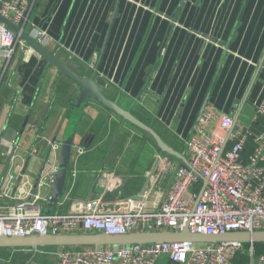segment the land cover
Segmentation results:
<instances>
[{
    "label": "crops",
    "instance_id": "1",
    "mask_svg": "<svg viewBox=\"0 0 264 264\" xmlns=\"http://www.w3.org/2000/svg\"><path fill=\"white\" fill-rule=\"evenodd\" d=\"M33 23L47 30L49 51L82 77L95 75L107 98L186 159V140L199 136L197 122L209 106L206 136L220 115H230L245 135L243 161L254 152L264 131V119L256 118L264 103V0H38ZM80 90L27 42L17 46L0 80V212L27 201L43 213H68L102 195L111 210L129 199L149 210L159 206L185 161L94 98L77 128L62 197L49 203L53 184L41 171L59 161L58 152L49 154L51 144L62 141ZM65 247L0 250L16 256L13 264L28 255L56 264ZM76 247L88 256L98 249ZM156 264L179 263L163 256Z\"/></svg>",
    "mask_w": 264,
    "mask_h": 264
},
{
    "label": "built area",
    "instance_id": "2",
    "mask_svg": "<svg viewBox=\"0 0 264 264\" xmlns=\"http://www.w3.org/2000/svg\"><path fill=\"white\" fill-rule=\"evenodd\" d=\"M37 4L38 0H0V15L22 29L30 24V35L46 48L50 41L47 30L33 23ZM24 42L20 33L0 19V80L12 64L17 46ZM213 113L214 108L209 106L199 117V136L186 140L189 158L178 167L156 209H147L141 199H129V206L125 200L117 210H111L107 208L111 203L102 195L85 201L78 210L47 214L30 208L27 201H20L0 212V235L92 231L126 234L134 230L182 231L186 227L192 233L204 234L264 230V131L255 136L254 152L245 162V135L241 127L232 129V116L220 115L218 126L206 136ZM261 117L264 119V103L257 108L256 118ZM51 149L60 153L61 142H52ZM47 162L44 181L53 184L59 161L54 166ZM115 182V176L108 179L106 191ZM34 198L37 201L40 197ZM255 246L238 242H161L133 244L117 250L104 246L91 256L76 246H66L58 253L56 264H156L163 256L179 264H240L232 259L241 252L250 255L249 262L244 264H264V252L257 254Z\"/></svg>",
    "mask_w": 264,
    "mask_h": 264
},
{
    "label": "water",
    "instance_id": "3",
    "mask_svg": "<svg viewBox=\"0 0 264 264\" xmlns=\"http://www.w3.org/2000/svg\"><path fill=\"white\" fill-rule=\"evenodd\" d=\"M3 20L11 29L20 33L21 38L25 40L30 46L37 50L40 54L45 56L49 62L58 66V68L69 75L75 82H77L81 90L76 101L72 107V114L66 125L65 133L61 141V150L59 153V163L55 179L52 185V190L49 197V203L56 205L62 197L65 182L67 179L69 165L71 162L73 149L75 145V135L78 125L84 113V108L87 102L94 98L101 102L106 107L112 109L119 114L123 119L136 125L140 129L150 133L157 142L160 149L171 155L177 156L186 161L185 156L167 144L163 138L148 124L136 117L131 110L125 109L118 104L117 101L106 97L100 83L95 79V75L89 77H82L69 64L61 60L35 38L30 33V24L22 29L20 26L2 17ZM263 63V62H262ZM237 120H234V128ZM56 139H54L55 141ZM53 141V142H54ZM49 151V154L51 153ZM48 154V155H49ZM14 151L10 154L7 167H9ZM48 159V158H47ZM41 171V174L43 173ZM42 175H40V178ZM38 180V184L39 181ZM21 178L16 184V189L20 185ZM140 198V195L138 196ZM173 243V242H191L196 244H217L224 242H238V243H255L264 244V230L255 232H227L225 234H204L192 233L187 227L182 231H131L126 234H107L104 232L95 233H59V234H33V235H0V248H22L37 251L43 247H59V246H96L101 249L103 246H111L113 249H121L125 246L133 244L149 245L155 243ZM23 264H38L35 260L28 261Z\"/></svg>",
    "mask_w": 264,
    "mask_h": 264
},
{
    "label": "rangeland",
    "instance_id": "4",
    "mask_svg": "<svg viewBox=\"0 0 264 264\" xmlns=\"http://www.w3.org/2000/svg\"><path fill=\"white\" fill-rule=\"evenodd\" d=\"M246 245H248V244H246ZM9 255H10L9 252L0 250V264H13L14 262H16V256L11 258ZM31 257H32V255H31ZM31 257H29V255H28L27 257L23 256L22 258L23 259L29 258L28 260H25V262H27L30 260ZM232 260L234 262L240 263V264L248 263L250 260V255L248 252H241V253L236 254V256ZM23 262H24V260H23Z\"/></svg>",
    "mask_w": 264,
    "mask_h": 264
},
{
    "label": "trees",
    "instance_id": "5",
    "mask_svg": "<svg viewBox=\"0 0 264 264\" xmlns=\"http://www.w3.org/2000/svg\"><path fill=\"white\" fill-rule=\"evenodd\" d=\"M255 248L257 254L264 252V244H256Z\"/></svg>",
    "mask_w": 264,
    "mask_h": 264
}]
</instances>
